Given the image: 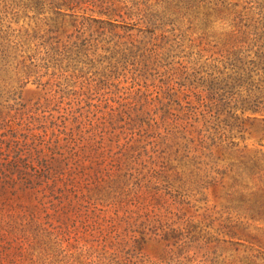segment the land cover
<instances>
[{"label": "rangeland", "instance_id": "obj_1", "mask_svg": "<svg viewBox=\"0 0 264 264\" xmlns=\"http://www.w3.org/2000/svg\"><path fill=\"white\" fill-rule=\"evenodd\" d=\"M129 1L0 0V264H264L235 23Z\"/></svg>", "mask_w": 264, "mask_h": 264}, {"label": "trees", "instance_id": "obj_2", "mask_svg": "<svg viewBox=\"0 0 264 264\" xmlns=\"http://www.w3.org/2000/svg\"><path fill=\"white\" fill-rule=\"evenodd\" d=\"M181 1L165 0V5L162 6V17L177 14V5ZM129 2L133 3V6H129L127 2H124L122 9L127 10V14H132V8L138 6L139 2L138 0H130ZM195 3H197V6L193 14L201 16V19L198 17L196 20L212 23L214 21L212 18L215 15L222 16L225 13L226 20L235 23L233 24L232 35L237 38L232 45L233 50L230 51V57L233 58H231V61H233L232 68L235 72L233 74L236 76L239 73V76L244 77L246 83L251 84V86L255 85L254 83H260V88L256 84L260 95L252 96L249 92L250 95L242 101L244 102L243 112L252 110L254 113L262 114V118H255V120L264 123V21L248 17L249 13L245 12L248 8L242 7L240 9L241 5L232 0H196ZM55 6L58 9L57 13L62 14L61 9L71 5L57 2ZM254 77H258V82L253 80Z\"/></svg>", "mask_w": 264, "mask_h": 264}]
</instances>
